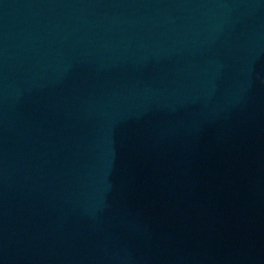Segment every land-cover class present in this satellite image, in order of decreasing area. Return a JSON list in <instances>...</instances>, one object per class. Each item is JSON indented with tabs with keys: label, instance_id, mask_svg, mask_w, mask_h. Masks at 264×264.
<instances>
[{
	"label": "water",
	"instance_id": "water-1",
	"mask_svg": "<svg viewBox=\"0 0 264 264\" xmlns=\"http://www.w3.org/2000/svg\"><path fill=\"white\" fill-rule=\"evenodd\" d=\"M0 264H264V0H0Z\"/></svg>",
	"mask_w": 264,
	"mask_h": 264
}]
</instances>
